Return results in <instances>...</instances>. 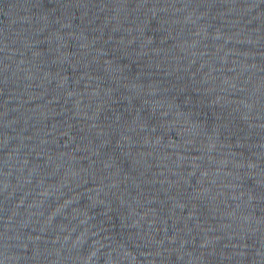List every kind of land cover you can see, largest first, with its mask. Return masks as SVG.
Masks as SVG:
<instances>
[{"label":"water","instance_id":"obj_1","mask_svg":"<svg viewBox=\"0 0 264 264\" xmlns=\"http://www.w3.org/2000/svg\"><path fill=\"white\" fill-rule=\"evenodd\" d=\"M0 264H264V0H0Z\"/></svg>","mask_w":264,"mask_h":264}]
</instances>
